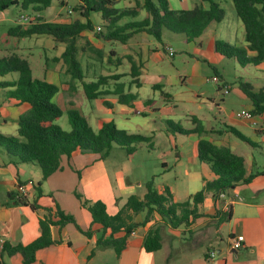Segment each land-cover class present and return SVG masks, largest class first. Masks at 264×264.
Masks as SVG:
<instances>
[{
  "label": "crops",
  "instance_id": "obj_1",
  "mask_svg": "<svg viewBox=\"0 0 264 264\" xmlns=\"http://www.w3.org/2000/svg\"><path fill=\"white\" fill-rule=\"evenodd\" d=\"M115 1L118 9L136 7L134 0ZM168 1L172 10H193L200 5L209 7L203 0ZM216 1L225 12L223 20L212 25L192 42H187L184 34L168 30L162 31V42L146 32L134 34L127 44L104 40L96 32L104 24L102 15L98 13L97 17L101 20L98 25H94V31L83 32L77 40V58L84 70L83 81L95 82L101 77L124 76L119 80H110L109 85L101 88L102 91L113 92L117 85H123L120 96L109 94L94 100L86 97L83 81L74 79L68 72L62 60L66 51L65 43L47 35L27 38L8 35L9 29L25 25L18 20L28 11L15 7L22 13L15 15V26L10 27L7 33L0 34V58L17 54L29 61L35 78L56 85L59 91L53 102L62 109V118L68 117L70 110H76L87 119L95 132H99L107 123H114L118 129L131 135L147 137L150 141L136 145L133 156H128L121 147H114L105 159L99 154L77 150L70 157L63 156L61 169L44 182L39 166L33 163H16L0 147L1 264H24L21 254H3L4 243L26 246L36 241L41 236L40 221L51 209L57 207L65 215L72 216L76 223L64 227L53 226L51 234L56 244L38 251L33 264H207V254L213 250L217 252L213 264H264V174H261L264 163L259 165L255 160L250 161L239 154L234 149L240 146L233 140L234 135L225 132L227 127H234L253 142L254 147L263 151L264 114L256 115L260 122L255 126L237 115L225 118L216 115L217 109L218 113L228 112L225 100L222 105L217 102L225 87L230 92L236 88L240 98L248 103L243 105L241 111H254V106L241 90L239 81L250 83L245 74L253 75L256 83L250 84L256 91H264V63L242 67L236 60L217 53V41H226L242 49L248 46V42L245 25L236 13L234 2ZM55 2L53 0L50 8L35 13V16L47 22H85L81 16H71L74 13L65 16ZM139 2L143 4V0ZM11 9L0 13V24L7 21L5 14ZM146 15V11L141 9L136 18H124L120 25L142 21ZM6 37L15 39L11 41L13 47L12 44L5 46ZM28 38H36L38 48L45 52L48 51L47 48L51 49L54 54L44 55L45 61L36 63L34 67L28 57L14 53L16 49L35 48L34 44L24 45V40ZM173 42L180 44V48L176 49L171 44ZM169 49L174 52L173 56ZM100 52L101 56L106 55L104 60L108 62V72L91 55ZM83 54L87 61L85 63L81 61ZM249 56H254V53H249ZM230 65L237 74L233 82H229L224 72L220 71ZM133 67L137 72L135 75L132 74ZM214 76L220 79L221 84L211 81ZM18 79L19 74L13 72L1 76L0 83H15ZM10 90L11 88L0 87V135L19 137L20 117L31 106L8 98L7 92ZM131 96L135 99L130 100ZM120 97L125 101H120ZM194 119L210 133L202 137L197 133L182 135L171 132L167 126V121L179 126L180 121H184L183 129L190 131L196 128ZM58 125L65 131L72 129L68 121ZM218 131L224 133L218 134ZM202 138L217 146L228 147L243 156L246 159L247 177L256 175L253 180L239 184L218 201L212 193L207 194L205 201L197 206L199 217L191 218L187 225L182 224L176 229L165 224L157 213L146 223V214H140L134 220L139 227L128 238V249L125 252L118 256L110 248L97 250L92 256L96 249L95 239L85 236L77 226L85 231L92 228L94 232H99L101 226L93 225L91 214L82 201H101L106 205L108 214L115 216L131 196L144 199L148 191L147 183L150 181L159 191L168 187L178 203L192 201L191 197L201 191L207 182L216 179L210 167L199 159L198 145ZM40 182L42 196L38 197L36 186ZM20 187L27 190V197L21 196ZM77 194L82 196V200L78 199ZM19 199H25L27 205L19 204ZM34 203L36 208L31 206ZM155 228L160 230L162 248L147 252L144 241L149 231ZM239 235L245 237V243L242 249L235 251L232 248V238Z\"/></svg>",
  "mask_w": 264,
  "mask_h": 264
},
{
  "label": "trees",
  "instance_id": "obj_2",
  "mask_svg": "<svg viewBox=\"0 0 264 264\" xmlns=\"http://www.w3.org/2000/svg\"><path fill=\"white\" fill-rule=\"evenodd\" d=\"M136 7L133 9H118L115 0H79V13L85 22L76 20L69 24L47 22L35 13H41L52 6L53 0H0V13L11 8L20 7L22 11H32V18L25 25H18L9 29L8 35L15 38H27L34 35H47L54 37L58 42L66 44V51L62 60L67 66L68 72L74 79L84 80V71L77 58V40L85 31H94L91 16L100 13L104 24L98 28L105 29L100 34L104 40L117 41L127 44L130 38L140 32H146L159 42L163 41L162 31L168 30L175 34H184L187 42L200 38L212 25L220 23L225 15L224 10L216 0H203L209 7L197 6L193 10H172L168 0H134ZM236 13L246 28L248 46L245 49L235 47L226 41H217L216 51L220 55L236 60L240 66H258L264 63V0H232ZM63 2V1H62ZM146 11L145 19L138 22L120 25L124 18H136L140 10ZM73 9L72 11H75ZM99 31V32H101ZM254 53V56H249ZM99 55H102L100 52ZM135 67L132 74H136ZM16 72L19 79L15 83H0L1 88H11L7 97L20 102L30 104V110L20 117L19 137H4L0 135V147L16 163H33L42 170V182L49 179L61 169L63 156L70 157L75 151L92 152L99 154L103 159L107 158L114 147L124 148L128 156L136 152V145L149 142L150 139L140 135H131L120 130L114 123H107L99 132H95L87 119L79 111L68 112L71 131H64L56 121L62 117V109L53 102L58 93V87L46 80L37 79L33 75L28 60L17 54L7 58H0V77ZM124 75L101 77L95 82H84L85 95L89 100H94L109 94L121 95L123 85H117L115 91H102L103 86L109 85L110 80H119ZM244 94L254 106L255 115L264 114V91H256L247 82L239 81ZM134 100V96L129 98ZM128 99V100H129ZM120 101L124 102L120 97ZM196 128L185 130L172 121H167L168 129L173 133L189 135L197 133L201 137L210 133L203 125L194 119ZM214 131H211V133ZM225 132L233 134L241 141L255 146L245 135L234 127H227ZM218 134L224 131H218ZM199 159L208 165L216 179L207 182L204 188L191 197L192 201L178 203L173 199L168 187L161 191L153 186V182L147 183V194L144 199L131 196L126 205L115 216L107 212L106 205L101 202L82 201L83 206L91 214L93 225H100L101 230L87 231L77 228L85 236L94 238L97 250L114 249L120 256L128 249V238L139 227L134 220L145 213L144 222H149L154 213H157L172 228L176 229L182 224H188L190 219L199 217L197 206L205 201L207 194L212 193L215 200L221 198L222 193L234 190L239 184L249 183L256 175L247 177L246 159L233 152L228 147H220L213 142L201 139L199 142ZM264 174V171L261 173ZM40 182L36 186L38 197L42 196ZM78 199L82 196L77 194ZM19 204L27 205L25 199H19ZM36 208V204L31 205ZM76 223L72 216L65 215L59 207L51 209L48 215L40 221L41 236L29 245H12L5 242L3 254L13 256L21 254L24 264L36 262L38 251L56 244L52 239L51 228L53 226L64 227L67 224ZM147 252H155L162 248V237L159 228L149 231L144 241ZM1 264V263H0Z\"/></svg>",
  "mask_w": 264,
  "mask_h": 264
},
{
  "label": "rangeland",
  "instance_id": "obj_3",
  "mask_svg": "<svg viewBox=\"0 0 264 264\" xmlns=\"http://www.w3.org/2000/svg\"><path fill=\"white\" fill-rule=\"evenodd\" d=\"M63 0H56L55 4L57 5L58 9L60 11H62V13L66 16L68 15L69 11L70 10H73V9H76L75 11H73V15L71 16H80V13H79V7H80V4H79V0H69L68 2H62ZM32 11H28L26 13H24V16H28L30 19L32 18ZM22 13V11L19 9V8H13L11 9L6 15V22H4L3 24H0V34H3V33H7L8 29L12 26H15L16 25V22H15V15H20ZM70 14V13H69ZM98 13H95L92 15V18H91V21L94 25H98L99 24V21L101 20V18H98L97 17ZM229 12H227V17H229ZM105 31L104 28H102V31L99 32L98 30L96 31L98 34L101 33L103 34ZM100 35V34H99ZM44 37V39L46 38V36H42ZM100 37V36H99ZM7 39V42L5 43V46H10L11 44V47H13V43L11 41H14L15 39L13 38H8L6 37ZM8 40L10 41L8 43ZM43 41H46V40H43ZM42 42V41H41ZM37 39L34 38H28V39H25L24 40V45L26 44L27 46L31 45V44H34L35 48L34 49H22V50H17L14 52V49H12V52L14 53H18V54H21V55H24L25 57H28L31 61H32V64L33 66L35 67V64L37 63H40V61H45V57L44 55L46 56H50L51 54H54V51H52L51 49H48V51H44V49H40L38 48L37 46ZM174 45V47L177 49V48H180V44H177L176 42H173L171 43ZM88 52V51H87ZM85 53V52H84ZM108 56L110 55V52L108 50ZM48 54V55H47ZM91 55L95 56L96 59H98L101 64L103 65V69L108 72V68H107V63L108 62H105V57L106 55L104 54V56H101L97 53H92ZM34 60V61H33ZM81 61L83 63L87 62L85 61V55L83 54L81 56ZM34 62V63H33ZM84 71V70H83ZM220 71L224 74L225 78H227V80L229 82H233L234 81V76H237L236 72L234 71V68L232 67V65L230 66H225L224 67V70L223 69H220ZM242 73V72H241ZM254 75H257L254 71L252 72ZM246 77L249 79L250 83L252 84H255L256 83V79L253 77V75L249 76L247 74H245ZM224 92V91H223ZM221 94V99H218L217 102L219 103V105H222L224 102V100L226 101V105H225V109L228 111V112H222V113H218V109L216 110V115L218 116H221L223 118H225V116L227 117H230L232 115H238L242 108H243V105H246L248 103H246L245 100L241 99L240 96L238 95V92L236 90V88L234 90H232L230 92V94H225V92ZM59 120V121H58ZM56 123L57 124H62L64 123V121H68L69 122V117H61L59 118ZM180 126L182 128H185V122L184 121H180ZM69 127V126H68ZM67 130V129H66ZM65 131V130H64ZM66 132H70V131H66ZM233 140L236 141L237 143H239L240 146L238 147H234V149L239 153V154H242L243 156H245L246 158H248L250 161H253L255 160L259 165L260 164H263L264 163V150L261 151V149L257 148V147H251L245 143H243L242 141L238 140L235 136H233ZM256 170V168H255Z\"/></svg>",
  "mask_w": 264,
  "mask_h": 264
},
{
  "label": "built area",
  "instance_id": "obj_4",
  "mask_svg": "<svg viewBox=\"0 0 264 264\" xmlns=\"http://www.w3.org/2000/svg\"><path fill=\"white\" fill-rule=\"evenodd\" d=\"M63 1L68 2L69 0H63ZM69 13L71 14L73 13V11L70 10ZM18 21L21 23H29L30 18L28 16H21ZM97 30L101 31V28H97ZM169 50H170V55L173 56L174 52L172 51V49H169ZM211 81L218 85L221 84V81L217 76L212 77ZM224 92L225 94H229L230 89L228 87H225ZM237 116L241 119H245V120L252 122L254 126L258 125L260 122V119H258L256 115H254L253 112L248 111V110L241 111ZM262 129L264 130V120H262ZM20 193L22 194L21 196L23 197L28 196L27 190L24 189L23 187H20ZM224 197H225V193H222L221 198H224ZM244 243H245V237L243 235H239V236L232 238V248L235 251H239L240 249H242L244 247ZM207 255H208L206 258L207 264H213V261L217 258V252L213 250V251H210Z\"/></svg>",
  "mask_w": 264,
  "mask_h": 264
}]
</instances>
